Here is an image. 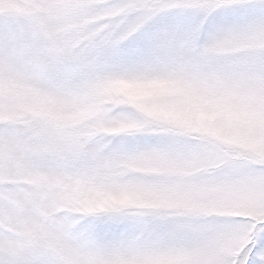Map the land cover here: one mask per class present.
<instances>
[{
    "label": "snow or ice",
    "instance_id": "snow-or-ice-1",
    "mask_svg": "<svg viewBox=\"0 0 264 264\" xmlns=\"http://www.w3.org/2000/svg\"><path fill=\"white\" fill-rule=\"evenodd\" d=\"M0 264H264V0H0Z\"/></svg>",
    "mask_w": 264,
    "mask_h": 264
}]
</instances>
